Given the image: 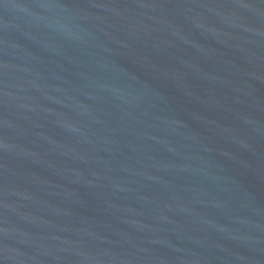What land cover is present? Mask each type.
I'll use <instances>...</instances> for the list:
<instances>
[{"label":"water","instance_id":"water-1","mask_svg":"<svg viewBox=\"0 0 264 264\" xmlns=\"http://www.w3.org/2000/svg\"><path fill=\"white\" fill-rule=\"evenodd\" d=\"M0 78L160 264H264V0H0Z\"/></svg>","mask_w":264,"mask_h":264}]
</instances>
